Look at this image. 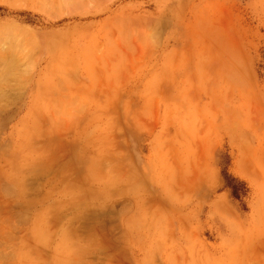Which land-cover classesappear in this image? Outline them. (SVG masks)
I'll list each match as a JSON object with an SVG mask.
<instances>
[{
    "label": "rangeland",
    "instance_id": "374dc122",
    "mask_svg": "<svg viewBox=\"0 0 264 264\" xmlns=\"http://www.w3.org/2000/svg\"><path fill=\"white\" fill-rule=\"evenodd\" d=\"M0 264H264V0H0Z\"/></svg>",
    "mask_w": 264,
    "mask_h": 264
}]
</instances>
